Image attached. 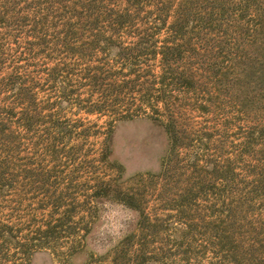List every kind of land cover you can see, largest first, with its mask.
Wrapping results in <instances>:
<instances>
[{"label":"rangeland","instance_id":"374dc122","mask_svg":"<svg viewBox=\"0 0 264 264\" xmlns=\"http://www.w3.org/2000/svg\"><path fill=\"white\" fill-rule=\"evenodd\" d=\"M45 1L0 0V80L16 66L41 115L52 113L67 131L61 134L46 117L25 129L22 105L7 119L11 94L0 85V132L10 133L0 224L8 220L27 234L66 210L74 227L69 238L79 244L65 255L70 239L61 237L23 262L264 264V0H240L237 15L202 26L199 36L196 27L188 32L196 50L174 63L193 78L188 88L173 83L159 55L133 69L116 49L81 60L27 34L7 36L6 25L18 21L16 15L3 21V12L34 13ZM145 10L146 16L151 10L146 24L154 25V6ZM166 38V28L158 29V45ZM122 40L131 38L124 33ZM64 63L66 69L50 74ZM150 69L157 76L150 96L136 86L115 101L110 82H143L152 78ZM87 73L96 81H85ZM105 94L107 105L90 109ZM167 123L176 136H169ZM127 193L135 205L121 199Z\"/></svg>","mask_w":264,"mask_h":264},{"label":"trees","instance_id":"16d2710c","mask_svg":"<svg viewBox=\"0 0 264 264\" xmlns=\"http://www.w3.org/2000/svg\"><path fill=\"white\" fill-rule=\"evenodd\" d=\"M246 1L243 0L244 3ZM239 2L240 0H46L47 7L34 13L20 15L21 13L3 12V21L16 15L15 18L18 23L6 25L7 36H10L12 32L17 35L23 33L27 34V37L35 39L36 43L39 44L51 42L56 48L60 47V51L70 58L89 59L98 52H104L107 55L112 49H116L114 55L117 59L122 64L130 65L134 69L133 66L137 65L136 67H138L141 60L156 59L159 55L161 65L166 67L169 74L173 72L171 74V80H175L173 83L188 88L194 85L193 78L190 74H186L185 70L178 71V67H175L174 64L182 60L184 54H192L196 50L193 48V44L187 41L188 32L198 28L197 36H199L202 26L215 24V22L231 14L237 15L239 9L241 10ZM148 5L154 6L155 17L154 25H152L154 27L146 24L151 13L149 10L146 16L145 8ZM168 19H171L169 23ZM160 28L167 30L166 40L168 39V41L164 40L163 45H158L157 30ZM124 33L126 37L131 38L128 43L122 40ZM67 66V63L61 67L55 65L50 69L52 72L50 74L60 72ZM11 69L12 71L3 77V80H0L3 89L11 94V102L9 101L5 106L7 119L15 117L19 113L15 109L22 105L21 116L18 119L21 120L25 129H33L38 121H43V118L46 117L49 119L47 122H51L52 126L64 134L67 131L66 122L59 119L52 120V113L50 112L41 115L42 107L38 108L32 87L23 83L22 75L16 66ZM146 72L148 76L152 77L149 78L150 80H143L142 82V80L138 81V79L128 77L119 82H110L107 87H110L108 89L113 93L115 101L116 99L120 100L123 96L126 97L128 93L131 94L136 86L138 87L137 91L143 93L142 97L150 96L157 76L152 74L151 69L146 70ZM83 79L96 81L90 73H87ZM160 80L163 85L164 80L162 81V78ZM78 84L87 85L82 80L78 81ZM108 89L106 92H109ZM108 95L105 94L101 103L99 105L98 103L93 104L90 109L106 106L107 99H109ZM49 105H51L50 102H46L44 107ZM135 110L136 113L142 111L140 106ZM130 116L132 117L133 114ZM40 118L42 119L40 120ZM165 127L169 136H176L174 131L173 133L171 131L173 129L172 123L165 124ZM0 133L1 191V188L5 190L10 184V181L6 180L7 178L4 176L6 161L3 158L4 140L5 137L9 138L10 133L6 136H3L4 130ZM27 171L32 173L30 169ZM102 188L101 193L107 196L110 191L109 186L105 184ZM94 193L100 194L99 190H95ZM132 197L134 198L127 193L121 199H125V202L130 199L131 205H135L136 202L131 200ZM53 207L54 211H58L61 205L58 202ZM51 212L53 213V211ZM49 216L50 219L43 222L44 228L36 227L35 230H29L27 234H22L20 228L8 220L0 224V240L3 245L5 264H25L23 260H26L33 249L47 246L54 248L61 237L70 239L68 250L62 252L63 254L69 256L77 250L75 244H79V241L69 238L73 235L72 229L74 227L67 211L59 212L58 216H54V214ZM83 229H85V224Z\"/></svg>","mask_w":264,"mask_h":264}]
</instances>
